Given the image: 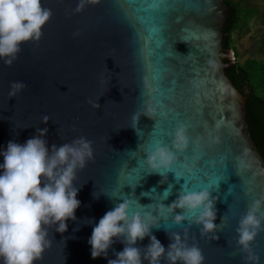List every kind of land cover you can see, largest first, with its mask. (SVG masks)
Returning <instances> with one entry per match:
<instances>
[{"label":"water","instance_id":"95a60500","mask_svg":"<svg viewBox=\"0 0 264 264\" xmlns=\"http://www.w3.org/2000/svg\"><path fill=\"white\" fill-rule=\"evenodd\" d=\"M41 2L52 12L41 39L21 45L11 67L0 60V152L9 141L24 144L37 128H47L49 149L86 137L94 159L77 172L76 219L67 221L64 233L49 230L51 245L36 264H108L125 245L117 240L106 258L93 259L88 241L117 203L127 200L130 215L143 214L170 205L181 191L205 189L217 197L218 240L201 236L194 222L190 228L187 220L177 225L179 209L165 211L152 234L167 248L169 233L183 236L188 228L187 242L198 244L204 264H248L235 230L252 202L264 196V161L247 129L246 95L224 73L229 62L222 59L231 51L221 44L226 2L99 0L80 12L74 11L79 0ZM14 81L27 87L10 97ZM149 106L153 119L140 117L137 136L132 115ZM181 124L188 146L171 171L161 169V184L163 177L145 163L147 153L171 148ZM149 243L145 237L136 246ZM252 247L264 264V231Z\"/></svg>","mask_w":264,"mask_h":264},{"label":"clouds","instance_id":"9594fccd","mask_svg":"<svg viewBox=\"0 0 264 264\" xmlns=\"http://www.w3.org/2000/svg\"><path fill=\"white\" fill-rule=\"evenodd\" d=\"M98 3L99 0H79L74 11L80 12L87 4ZM51 16V9L43 7L41 0H0V60L11 67L22 51L21 45L41 39L42 29ZM26 87L24 82H12L9 96H15ZM93 106L99 108L100 104ZM142 115L153 119L154 109L149 106L143 114L132 115L131 128L137 136ZM49 120L48 116L42 118L44 123ZM47 132V128H37V134L24 144L9 141L7 149L0 152L3 156L0 164V264H36L51 245L49 230L55 228L56 232L64 233L67 221L76 219L75 212L81 202L77 199L79 189L74 182L78 170H83L94 159L92 141L79 137L60 146L53 144L49 149L44 139ZM187 146V126L181 124L174 132L171 148L165 145L148 151L145 163L150 173L163 177L161 184L166 177L161 169L171 171L177 155ZM176 175L180 177L179 173ZM93 195L99 198L96 192ZM216 202L217 197L205 189L181 191L170 205L161 203L143 214L137 211L130 215L131 204L127 200L117 203L92 230L88 241L91 256L93 259L106 258L108 250L120 240L125 247L116 252V258L109 259L108 264H143L144 261L148 264H162V261L166 264H204L205 256L198 244L187 242L188 228L184 229L183 236L178 232L169 233L172 242L167 248L152 234V229H159L165 211L174 214L179 209L180 213L174 215L177 225L187 220L190 228L194 222L201 226V236L211 234L212 239L218 240L216 233L220 225L214 223ZM185 212L195 216L194 221ZM235 231L237 247L244 254L242 258L248 264H259L260 257L252 245L257 235L264 231V196L252 202ZM145 237L150 238V243L143 249L137 247V242Z\"/></svg>","mask_w":264,"mask_h":264},{"label":"trees","instance_id":"16d2710c","mask_svg":"<svg viewBox=\"0 0 264 264\" xmlns=\"http://www.w3.org/2000/svg\"><path fill=\"white\" fill-rule=\"evenodd\" d=\"M228 5L226 17L221 26V44L233 51L232 58H223L229 65L224 73L234 87L246 95L244 112L247 129L256 149L264 161V59L247 56L235 58L237 52L231 41V32L237 27L240 10L232 0H224Z\"/></svg>","mask_w":264,"mask_h":264},{"label":"rangeland","instance_id":"374dc122","mask_svg":"<svg viewBox=\"0 0 264 264\" xmlns=\"http://www.w3.org/2000/svg\"><path fill=\"white\" fill-rule=\"evenodd\" d=\"M240 10L237 27L231 32V41L237 52L235 58L247 56L264 59V0H232ZM233 57V51L228 50Z\"/></svg>","mask_w":264,"mask_h":264}]
</instances>
